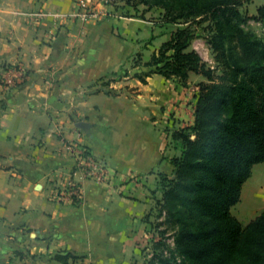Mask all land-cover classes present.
<instances>
[{
	"label": "crops",
	"instance_id": "obj_1",
	"mask_svg": "<svg viewBox=\"0 0 264 264\" xmlns=\"http://www.w3.org/2000/svg\"><path fill=\"white\" fill-rule=\"evenodd\" d=\"M76 5L0 0V75L16 62L28 71L10 90L0 86V264H130L162 193L160 174L174 173L170 158L180 147L171 131L194 121L184 89L161 73L146 82L132 73L134 57L148 61L171 30L100 0L81 20L72 15ZM125 68L127 75L109 80ZM56 124L62 137L50 133ZM72 143L106 160L105 182L74 170ZM72 171L82 203L51 200V185ZM260 177L264 161L253 165L231 206L243 225L264 210ZM67 252L78 257H57Z\"/></svg>",
	"mask_w": 264,
	"mask_h": 264
},
{
	"label": "trees",
	"instance_id": "obj_2",
	"mask_svg": "<svg viewBox=\"0 0 264 264\" xmlns=\"http://www.w3.org/2000/svg\"><path fill=\"white\" fill-rule=\"evenodd\" d=\"M163 1L181 5L182 15L214 20L222 74L215 75L196 50L187 49L189 34L181 28L142 63L149 69L133 72L142 82L154 72L184 80L195 71L211 80L200 83L193 125L172 133L180 154L170 158L173 176L160 174L158 204L166 223L175 226L174 248L169 256L154 253L148 264H264V210L244 225L230 210L253 165L264 161V40L239 25L244 16L238 7L250 0ZM254 18L264 21V3ZM225 35L237 37L240 54L226 53ZM111 75L109 80L121 76ZM100 80L107 83L106 76Z\"/></svg>",
	"mask_w": 264,
	"mask_h": 264
},
{
	"label": "rangeland",
	"instance_id": "obj_3",
	"mask_svg": "<svg viewBox=\"0 0 264 264\" xmlns=\"http://www.w3.org/2000/svg\"><path fill=\"white\" fill-rule=\"evenodd\" d=\"M100 1L104 4H107L110 10L120 11L121 14L124 15H134L144 19L152 20L163 25L165 27V30H171L172 33L179 28L186 29L189 34V44L187 49L196 50L199 53L202 61L206 64V67L213 69V73L215 75L222 74V66L219 62L220 43L218 42V38L216 37V25L214 23V20H211L209 18L201 20V15L195 14L182 15V13L185 11L183 10V7L181 5L167 4L163 0ZM263 3L264 0H250L243 3L238 8L244 16V20H242L239 25L245 30L254 32L258 37L264 40V21H260L254 18V16L257 14V7ZM234 21L235 19L232 20V22ZM223 44L227 54H240V48L236 36L225 35L223 37ZM134 59H137L138 61H136L141 64L137 63L136 65H138V67L135 68L132 73L136 70L149 69L142 65V63L145 61H142L141 57L135 56ZM125 71H127L126 68L118 71V74L124 75ZM109 78H114V76L111 75ZM167 79H169V81L175 88L180 87L184 89L189 94V96H192V99L190 100L195 105L197 94L199 93L200 89V83L211 82V80L208 79L203 73H198L195 71H189L188 77L184 80L175 75H172ZM105 82H107V80H105ZM193 123L189 125H193ZM182 127L172 129L171 135L173 131ZM176 143L178 144V142ZM260 181H262L261 183L264 184V180L261 177L258 179V181H255V183L259 184ZM161 198L162 193L160 195V198L157 199L154 209L148 214V218L146 219V228L144 229V235L137 242L136 255L133 257L130 264H148L149 259L153 256L154 253L162 252L164 256H169L170 251L174 248L173 237L175 226L166 223V211L165 209H161L158 204ZM231 212L235 214L234 207H231Z\"/></svg>",
	"mask_w": 264,
	"mask_h": 264
},
{
	"label": "built area",
	"instance_id": "obj_4",
	"mask_svg": "<svg viewBox=\"0 0 264 264\" xmlns=\"http://www.w3.org/2000/svg\"><path fill=\"white\" fill-rule=\"evenodd\" d=\"M76 8L72 15L81 20L88 19L94 14V0H76ZM28 74L27 68L22 62L4 65L0 75V86L2 91H8L22 82ZM50 133L63 136V127L56 124L50 129ZM71 151L75 158L74 170L82 172L83 178L93 182H105L108 179V165L104 158L92 153L90 148L83 143H72ZM49 197L56 202H70L78 205L84 200L83 185L80 180L73 176V171L51 185Z\"/></svg>",
	"mask_w": 264,
	"mask_h": 264
},
{
	"label": "water",
	"instance_id": "obj_5",
	"mask_svg": "<svg viewBox=\"0 0 264 264\" xmlns=\"http://www.w3.org/2000/svg\"><path fill=\"white\" fill-rule=\"evenodd\" d=\"M77 126L82 127V128H86L87 127V123L85 121H80L77 123Z\"/></svg>",
	"mask_w": 264,
	"mask_h": 264
}]
</instances>
